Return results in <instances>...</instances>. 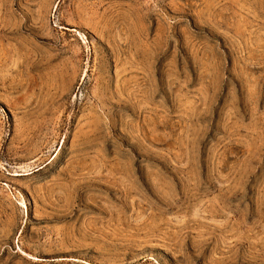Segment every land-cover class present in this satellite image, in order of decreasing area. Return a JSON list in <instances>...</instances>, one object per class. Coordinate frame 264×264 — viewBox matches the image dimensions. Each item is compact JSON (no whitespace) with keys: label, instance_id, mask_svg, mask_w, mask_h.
I'll return each mask as SVG.
<instances>
[{"label":"rangeland","instance_id":"1","mask_svg":"<svg viewBox=\"0 0 264 264\" xmlns=\"http://www.w3.org/2000/svg\"><path fill=\"white\" fill-rule=\"evenodd\" d=\"M0 264H264V0H0Z\"/></svg>","mask_w":264,"mask_h":264}]
</instances>
